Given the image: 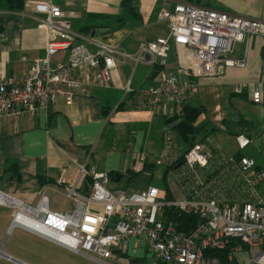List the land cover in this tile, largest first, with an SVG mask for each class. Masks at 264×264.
<instances>
[{"label": "built area", "instance_id": "built-area-1", "mask_svg": "<svg viewBox=\"0 0 264 264\" xmlns=\"http://www.w3.org/2000/svg\"><path fill=\"white\" fill-rule=\"evenodd\" d=\"M33 12L46 29L45 56L34 60L30 73L22 79H0V125L6 116L28 117L57 98L71 102L81 87L73 75L80 66L94 67L96 83L107 88L118 61L165 64L170 44H176L189 52L185 74L213 76L225 67L245 64L244 59L230 56L236 42H247L253 36L264 41V20L176 0L157 14L167 21V36L141 43L135 53L105 42L94 43L95 51H90L84 43L89 36L72 28L58 4L37 2ZM62 50H68L69 61L52 65V56ZM131 81L128 78L121 105L145 108L175 123L196 90L193 80L182 83L165 70L157 72L156 82L141 89H134ZM261 96V89L254 86L252 100L259 103ZM177 138L173 127L163 130L162 152L153 163L169 168L167 180L180 188L181 196H161V190L151 184L139 192L111 188L107 172L95 164L75 162L78 173L73 182L65 178L67 167L61 168L56 179L72 201V211L50 210L45 195L33 206L0 192V203L12 209L10 228L22 227L99 260L109 258L130 238L143 237L153 264H264V200L257 191L264 181V168L247 155L226 156L211 135L181 153L176 150ZM236 142L243 149L249 139L238 134ZM145 160L144 151L135 152L133 168L137 170ZM180 215L193 218L190 227L176 220ZM237 255L245 258L241 261Z\"/></svg>", "mask_w": 264, "mask_h": 264}, {"label": "crops", "instance_id": "crops-1", "mask_svg": "<svg viewBox=\"0 0 264 264\" xmlns=\"http://www.w3.org/2000/svg\"><path fill=\"white\" fill-rule=\"evenodd\" d=\"M46 0H22L21 9L0 8V79L15 76L18 80L30 73L34 60L45 56L46 29L38 24L33 6ZM67 14L77 33L87 34L84 43L95 51L97 42L118 44L135 53L143 42L165 37L166 20L158 18L161 8H170L176 0H52ZM232 14L264 19V0H188ZM79 40V39H78ZM188 50L170 44L166 63L135 64L131 59L117 62L112 71V84L96 83L95 68L80 66L73 73L80 89L71 102L57 98L48 107L39 108L28 117L9 115L0 125V192L11 194L30 205H36L41 195L47 196L48 207L69 212L73 203L63 188L56 184L60 170L68 166L67 182L77 175L75 162L95 164L109 173L111 188L139 192L146 188L137 182L139 175L151 173L153 160L162 152V132L172 128L175 120L154 115L145 108L121 105L124 87L132 77L131 86L141 89L156 82L157 72L174 73L182 83L196 82V90L187 101L198 110L196 124L200 131L195 139L211 135L226 156L252 157L257 167L264 168V41L253 36L247 42H236L230 52L235 59H244L243 66H228L213 76L185 74ZM69 61L68 50L58 51L51 64ZM181 65L183 68L181 69ZM181 70V71H180ZM143 84V86H141ZM261 89V101L251 98L254 86ZM239 86L240 91H235ZM244 134L249 143L240 149L236 135ZM228 137L232 139H228ZM229 140V144H228ZM212 147L214 143L210 144ZM186 148L181 138L176 150ZM146 153L142 171L133 168V154ZM128 157V159H126ZM144 166V165H143ZM132 171V174L129 172ZM152 173H154L152 171ZM146 175V174H144ZM122 180H125L122 182ZM133 184V185H132ZM164 187V186H163ZM160 189L173 197L181 196L180 188L165 180ZM60 194L70 201V207L50 203L48 192ZM264 200V181L257 186ZM11 207L0 203V260L12 264H32L27 258L49 256L48 264H153L154 258L143 238H130L109 258L97 259L73 252L22 227L10 228ZM17 229L28 239L27 246L13 236ZM7 256H11V259ZM26 257V258H25ZM243 257V256H241ZM245 258V256H244ZM242 264V263H241Z\"/></svg>", "mask_w": 264, "mask_h": 264}, {"label": "rangeland", "instance_id": "rangeland-1", "mask_svg": "<svg viewBox=\"0 0 264 264\" xmlns=\"http://www.w3.org/2000/svg\"><path fill=\"white\" fill-rule=\"evenodd\" d=\"M199 5H201V4H199ZM205 6H207V5H205ZM209 7V6H208ZM210 8H212V7H210ZM214 9H216V8H214ZM219 10H221V9H219ZM223 11H225V10H223ZM226 12H228V11H226ZM237 15V14H236ZM241 16H243V15H241ZM248 17V16H247ZM249 18H252V19H256V20H264V19H259V18H253V17H249ZM141 86H143V84L141 85ZM228 139L230 140V139H232V138H230V137H228ZM229 140H228V144H229ZM252 158V157H251ZM126 159H128V157L126 158ZM64 167H67V170H68V166H64ZM76 167V166H75ZM144 167H146V166H143V165H138L137 166V168H139L138 169V171L140 172V171H142L143 170V168ZM77 169V168H76ZM152 171L154 172V173H152ZM164 171V167H162V166H155V168L154 169H151L150 170V172L151 173H146V172H144V174H146V175H144V174H142V175H139V177L137 178V182H139L143 187H144V185L147 183V182H151L152 183V185H155L156 187H158V188H160V189H162V187L164 186V184H165V179L163 178V172ZM77 173H78V169H77ZM109 174V173H108ZM77 176V175H76ZM125 180H122V182H124ZM148 184V183H147ZM133 185V184H132ZM148 185H150V183L148 184ZM148 185L146 186V188L148 187ZM145 188V189H146ZM145 189H143V190H145ZM143 190H141V191H143ZM169 194V193H168ZM42 195H44V194H42ZM41 195V196H42ZM48 195H49V199H50V203L52 204V203H54V202H56V203H58V204H60V205H62V206H64L65 208H69L70 207V201H68V199H66L64 196H62V195H60V194H54V193H52V192H48ZM160 195L161 196H165V192L164 191H161L160 192ZM46 196V195H45ZM72 203V202H71ZM34 206V205H33ZM49 208V207H48ZM72 209H73V207H72ZM51 210V209H50ZM72 211V210H71ZM17 236L18 237V240H19V242H21L22 244H25L26 246H27V244H29L28 243V239L25 237V235L24 234H21V232L20 231H18L17 229H15L14 230V233H13V236ZM27 248H28V246H27ZM36 254H38L39 255V257L37 256V257H33V258H31V259H29V258H27V260H29L30 261V263H32V264H48L49 263V260H50V258H49V256H46V257H43L44 258V260H42V257L40 256V254L38 253V252H35L33 255L35 256ZM80 254H83V253H80ZM85 255V254H84ZM237 257L238 258H242L241 259V261L243 260V258H244V256L243 257H241V255H237ZM26 258V257H25ZM0 264H12V263H10V262H7V261H5V260H0ZM92 264H100V263H98V262H93Z\"/></svg>", "mask_w": 264, "mask_h": 264}, {"label": "trees", "instance_id": "trees-1", "mask_svg": "<svg viewBox=\"0 0 264 264\" xmlns=\"http://www.w3.org/2000/svg\"><path fill=\"white\" fill-rule=\"evenodd\" d=\"M5 4L7 5V7L9 9H13V8L21 9L22 0H0V8L3 7V5H5ZM197 113H198L197 109L190 108V106L186 104L182 117L173 126V129L177 133L178 137L181 138L185 142L186 148H188L190 145H192L197 140V139H195V137H196V134L199 133L200 128H201L199 125H197L195 123L197 115H198ZM169 120H171V119H169ZM144 166H145V163H144ZM168 170H169V168L165 167L164 171H163L164 172L163 178L165 180L167 177ZM132 173H133L132 171L129 172V174H132ZM164 188H165V184H164L163 189ZM192 219L193 218L185 217L184 215H180V216L176 217V220L180 221L182 226L186 225V227L191 226L190 221ZM223 262H224V260H223Z\"/></svg>", "mask_w": 264, "mask_h": 264}]
</instances>
